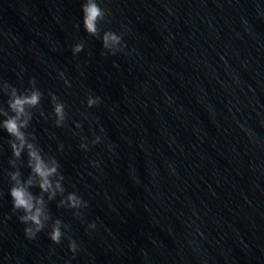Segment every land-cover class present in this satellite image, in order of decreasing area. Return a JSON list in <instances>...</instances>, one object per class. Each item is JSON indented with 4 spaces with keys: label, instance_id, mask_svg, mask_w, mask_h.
Listing matches in <instances>:
<instances>
[{
    "label": "water",
    "instance_id": "obj_1",
    "mask_svg": "<svg viewBox=\"0 0 264 264\" xmlns=\"http://www.w3.org/2000/svg\"><path fill=\"white\" fill-rule=\"evenodd\" d=\"M97 2L115 55L83 0H0V264H264V0ZM13 90L42 93L22 131L55 162L51 191L2 127ZM14 173L49 216L34 239Z\"/></svg>",
    "mask_w": 264,
    "mask_h": 264
},
{
    "label": "clouds",
    "instance_id": "obj_2",
    "mask_svg": "<svg viewBox=\"0 0 264 264\" xmlns=\"http://www.w3.org/2000/svg\"><path fill=\"white\" fill-rule=\"evenodd\" d=\"M81 12V23L84 31L89 36L100 37L102 47L105 50L104 54L115 55L125 47L121 35L110 30L103 31L101 35L102 29L100 22L104 21L106 10L100 7L97 0H83ZM81 23L75 25L77 30L81 27ZM83 49L84 44L82 42L76 43L72 47V52L76 55L82 52ZM41 95L42 93L39 90H31L19 94L13 90L12 96L9 99V108L13 114L4 120L2 127L11 137L15 138V141L11 144L13 155L19 157L21 152L27 148L32 176L39 178V187L42 191H51L52 183L50 177L57 170L55 162H53V166H48L33 145L27 143L25 133L22 131L23 128L27 127L28 120L30 119V114L27 109L37 106L40 102ZM100 102V97L90 96L87 105L91 108L100 104ZM54 110L59 121H62L64 119V105L62 103H56ZM100 139L101 137L97 136L93 143L98 144ZM18 176L19 173H14L11 176V179L16 181V184L9 189L12 209L13 212L22 210L23 214L18 217L20 222L24 225H28L29 223L33 225V227H25V235L29 239H34L44 229L45 222L49 219V216L44 208L43 198L34 197L28 191V187L34 184L32 176H30L26 185L19 181ZM56 188H60L58 183L56 184ZM68 199L71 201V206L73 207L82 205V201L75 195H70ZM83 206L87 207V203L83 202ZM60 224L61 222L59 220L55 221L52 231L49 234L50 240L55 244L61 242L62 232ZM90 227L96 228V224L93 222ZM69 249L73 254L77 252V244L75 241H69Z\"/></svg>",
    "mask_w": 264,
    "mask_h": 264
}]
</instances>
